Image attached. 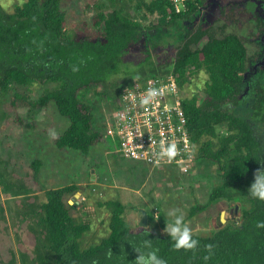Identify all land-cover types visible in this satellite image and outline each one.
Returning a JSON list of instances; mask_svg holds the SVG:
<instances>
[{
  "label": "trees",
  "instance_id": "16d2710c",
  "mask_svg": "<svg viewBox=\"0 0 264 264\" xmlns=\"http://www.w3.org/2000/svg\"><path fill=\"white\" fill-rule=\"evenodd\" d=\"M62 1L23 0L12 13L0 7V95H8L14 86L28 90L44 87L37 100L30 94L15 93V97L34 108L53 102L60 115L70 120L69 127L56 138L57 148L87 155L98 144L112 148L108 131L113 114L97 117L94 106L83 102L81 94L107 100V94L98 88L113 69H119L125 53L141 41L144 29L120 8L108 13L100 10L95 29L84 23L77 27L76 35L67 34ZM136 1L138 10L157 16L159 30L182 26L213 3L185 0L184 8L177 12L171 0ZM185 31L172 70L181 89L189 94L183 107L191 139L199 146V161L216 164L222 178L212 189L209 202L192 207L189 215L193 217L221 199L239 198L246 202L243 221L219 228L210 236L193 235L199 241L195 249H176L168 234H158L140 223L131 227L125 219L127 205L108 201L104 205L110 209L109 236L85 247L91 226L76 222L73 216L76 203L71 205L69 198L82 188L74 183L45 191L46 201L35 207V223L43 238L42 263L135 264V248L150 250L143 247L145 240H150L167 264H264V228L256 227L258 220H264V200L248 191L256 173L264 171V141L257 133L264 127V85L245 94L247 51L237 35L219 38L209 29ZM204 38L207 42L200 45ZM202 73L208 78L199 92L192 82ZM242 105L249 106L243 111ZM218 126L225 127L228 135L219 137ZM41 166L40 160L32 163L35 179Z\"/></svg>",
  "mask_w": 264,
  "mask_h": 264
},
{
  "label": "rangeland",
  "instance_id": "374dc122",
  "mask_svg": "<svg viewBox=\"0 0 264 264\" xmlns=\"http://www.w3.org/2000/svg\"><path fill=\"white\" fill-rule=\"evenodd\" d=\"M213 2L210 9L200 10L182 26L159 30L157 16L138 10L136 0H63L67 34L76 35L77 27L84 23L95 29V16L100 10L108 13L120 8L144 29L141 41L125 53L119 69H113V74L98 88L107 94V100L92 99L86 93L81 94V100L94 106L97 117L111 113L120 88L151 76L148 64L159 74L172 69L182 45L180 37L187 28L191 31L209 29L219 38L235 34L247 46L250 58L263 55L264 44L259 39L264 34V23L260 19L264 8L258 9L263 0ZM22 3L23 0H0V7L12 13ZM205 42L207 38L200 45ZM207 78L204 73L194 77L193 89L201 92ZM116 82L119 86H115ZM31 90L14 86L8 95H0V264H44L41 262L43 238L35 223L37 205L46 201L45 191L74 183L82 188L80 195L69 198L71 205L76 203L73 216L76 222L91 226L85 247L109 236L110 209L104 205L108 201L127 205L125 219L133 228L141 222V212L145 210L149 215L147 227L161 235H167L165 224L174 218L169 212L182 214L192 234L203 237L243 221L246 202L239 198L221 199L205 211L193 217L189 215L192 207L206 205L212 189L222 183L216 164L199 161L198 145H195L193 170L184 174L167 168L151 172L144 163L111 153L110 148L101 144L93 146L87 155L73 149L60 150L55 141L69 127L70 120L60 115L53 102L44 108H34L27 100L15 97V93L30 94L32 100H37L44 87ZM247 106L242 105L241 110H247ZM216 129L219 137L228 135L225 127ZM257 133L264 141V127ZM35 160L42 161L37 179L32 169Z\"/></svg>",
  "mask_w": 264,
  "mask_h": 264
},
{
  "label": "built area",
  "instance_id": "2783aa9c",
  "mask_svg": "<svg viewBox=\"0 0 264 264\" xmlns=\"http://www.w3.org/2000/svg\"><path fill=\"white\" fill-rule=\"evenodd\" d=\"M177 12L185 0H171ZM145 80V81H144ZM125 86V85H124ZM120 88L113 109V124L108 131L112 138L111 153L144 163L152 171L178 170L189 173L195 164V144L188 127L183 99L189 96L179 86L174 72L152 74L148 79L130 82ZM157 88L159 95L149 103H140L148 88ZM174 143L177 155L172 159L159 156L162 146Z\"/></svg>",
  "mask_w": 264,
  "mask_h": 264
},
{
  "label": "clouds",
  "instance_id": "9594fccd",
  "mask_svg": "<svg viewBox=\"0 0 264 264\" xmlns=\"http://www.w3.org/2000/svg\"><path fill=\"white\" fill-rule=\"evenodd\" d=\"M171 71L173 70H169V72ZM158 95L159 91L157 88H148L141 98L140 103L147 104ZM158 155L162 157L166 156L170 160L177 155V147L174 143H169L167 147L162 146ZM248 191L252 197L264 200V171H258L256 173L254 182L251 184ZM168 215L174 218L171 222L165 224L164 232L168 234L170 240L173 242L172 246L176 249H195L199 241L193 237L192 230L185 222L184 216L182 214H176L175 212H169ZM256 227L264 228V220H258ZM143 247L150 250L145 252L142 251L141 248H135V251L138 253L135 264H167L164 258L158 256V250L151 247L150 240H145Z\"/></svg>",
  "mask_w": 264,
  "mask_h": 264
},
{
  "label": "flooded vegetation",
  "instance_id": "af4514ba",
  "mask_svg": "<svg viewBox=\"0 0 264 264\" xmlns=\"http://www.w3.org/2000/svg\"><path fill=\"white\" fill-rule=\"evenodd\" d=\"M214 2L211 3V7L213 6ZM210 7V8H211ZM209 8V9H210ZM264 8V0H263V3L260 4L259 6V10L260 9H263ZM203 9H208V8H203ZM202 10V9H201ZM260 19H261V22L264 23V14L262 16H260ZM262 38V37H261ZM261 38L259 39V41L261 42ZM242 41V40H241ZM243 45L245 46L246 48V51H247V71L244 73V77L246 74H248V78L245 79V82H246V87H245V90L247 91L245 94L247 95L248 92L250 91V89L252 87H255V88H259L260 86H263L264 85V77H263V74H264V66L262 67H259L258 70L256 72H253L251 71V69L259 62L262 60L263 58V55L261 56H257L255 59H252L250 58L249 56V53H248V48L247 46L245 45V43L242 41ZM183 44V43H182ZM182 46V45H181ZM179 46V48L181 47ZM178 48V49H179ZM178 51V50H177ZM177 54V53H176ZM176 56V55H175ZM124 62V61H123ZM174 65V64H173ZM147 68L150 69V75L154 74V72L158 71L156 68H154V66L152 64H148L146 66ZM142 72H143V69H142ZM263 73V74H262ZM125 83V82H124ZM244 94V95H245Z\"/></svg>",
  "mask_w": 264,
  "mask_h": 264
},
{
  "label": "water",
  "instance_id": "95a60500",
  "mask_svg": "<svg viewBox=\"0 0 264 264\" xmlns=\"http://www.w3.org/2000/svg\"><path fill=\"white\" fill-rule=\"evenodd\" d=\"M261 42H262V44H264V34H263V37H262V39H261ZM262 66H264V54H263V58H262V60L261 61H259L252 69H251V71H253V72H256L257 70H258V68L259 67H262ZM248 78V74H246L245 75V79H247ZM92 176H93V178H94V171L92 172ZM78 195H80L79 193H77V196ZM142 220H141V222H140V225L142 226V227H147V225H148V215H147V212L145 211V210H142ZM221 219V218H220ZM219 219V220H220ZM223 220V219H222ZM219 223H221L220 221H219Z\"/></svg>",
  "mask_w": 264,
  "mask_h": 264
}]
</instances>
